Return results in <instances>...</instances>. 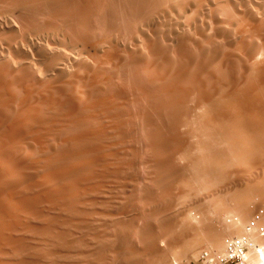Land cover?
<instances>
[{"label": "bare ground", "instance_id": "bare-ground-1", "mask_svg": "<svg viewBox=\"0 0 264 264\" xmlns=\"http://www.w3.org/2000/svg\"><path fill=\"white\" fill-rule=\"evenodd\" d=\"M79 1L80 0H78V2ZM90 1H94V0H90ZM138 1L139 0L136 1V4L135 3L133 4L137 6ZM151 1L150 2H148L147 0L145 1L146 3L148 2L147 6H149L148 7L149 12L156 11L157 7H158L157 9L158 11L160 9L162 10L161 8L162 6L158 5L159 3L161 4V1L158 0L159 2L155 4V5H158V6H155L156 9L152 8L149 5ZM170 1H173L172 3H175L176 5L180 3V1L175 2V0H170ZM209 1L210 3L213 2L212 0H208V2L207 1L206 2L210 4ZM225 1L227 0H224V2ZM73 2H74L73 4L77 5L75 1ZM82 2L84 3V1ZM132 2L133 1H131V4ZM227 2H225L226 7L224 6L225 7L224 11L226 10V8H228L227 6H229V2H228V5H227ZM236 2L237 4H240L238 3V1ZM86 3L87 4L90 3L89 0L88 2L86 0ZM234 3L235 1L232 2V4ZM62 4H64L66 7L64 6L61 7ZM71 4H72V0H0V26L4 24L5 26L10 28V31H12V33H9V36H7L6 38L12 39V37H14L15 34H13L14 29L10 25L11 23L9 24L8 21H6V18L2 19L3 14L8 11H17L19 13H22L21 11L25 10L27 7L38 6L40 8L41 13L43 14V17L45 14L50 17V20L48 22V25L46 24V26H44L45 24L43 22L42 23L44 25L40 24V21L38 20V18L33 17L34 21L37 19L36 23L30 24V26H32V29H34L33 30L34 32L35 31L39 32L41 30V29L39 30V27H40L42 28L43 32H45L46 34L47 33L49 34L60 33V35H63V36L65 34V36L67 35L70 38L69 39L67 37L69 41L71 40L73 44L75 45L77 44L79 45L80 49L81 48L83 49L82 52L89 53L90 54L89 58L93 56V57H97L100 59V63L98 61L99 64L97 65L95 63V67H94V65L92 66L89 63H87L86 59L84 60L81 57V54L79 57L74 56L75 59L70 58L74 64L73 66H75L74 72L67 73L64 68L63 70L60 67L61 69L59 68V70L56 71V76L53 79H50L49 77L48 79L50 80H48V79L37 77L36 73H34L31 67L29 68V66H27L30 64L26 63L27 65H23L24 67L20 66L19 68L13 69L12 65L14 63L12 64L10 62L11 63L10 64L8 62L9 61L8 59L3 60L5 58L3 57L2 59L0 56L1 58L0 59V165H1L0 167V264H75L73 260L77 257L82 258V262H83L82 264H91L92 262L94 264L95 261L96 262L100 261L99 259L102 257L101 255L103 254L100 253L99 256L97 255L95 257V255H93L91 251L92 246L90 242L92 241L91 237H92V232L94 230L93 228L94 221L92 219L96 216L95 215L92 217V215H94L93 214L94 211L91 209L92 207L95 208V205L98 202L97 197L99 193L106 191V188L108 185L107 181L120 180L123 178L122 182H124L125 184L126 183L130 184L131 181L134 182L137 179H140L139 170L142 167H144L145 169L147 168V170L152 171L153 173L155 172L156 176L155 175L153 176H155L156 179H154V177L152 176L153 183L156 180L154 185L158 187V191L164 193L166 190H168L166 188L167 182L169 181L170 183V181L173 178H175L177 174L181 171L179 169L183 168V167L181 168V164L178 163L179 161L178 159H182V161L187 160L188 163L190 162L191 164L192 162L194 163L198 161V164L194 163V166L198 168V165H200L202 162L208 161L210 163L212 162L213 164V162H216L222 157H224V159L227 158L229 156L228 152L230 154L234 152L233 149L231 148H233L232 146L236 142L234 139V135H235V138H237L236 137L237 135L233 133L234 129L231 130L230 126L231 124L232 126L234 125V120L236 117H237L236 120L237 122L239 121V123H241L240 120L238 119L239 117L240 119L245 118L250 121L256 118V120H258L256 123L254 120H252L251 122L249 121V123H252V122L253 124L255 123L257 128L255 127V125L252 124L254 126L253 128L254 130H257L259 128V132L260 130L264 131V60L261 63L257 62L259 65L254 66L253 70H251L250 68L253 64L252 63L249 69H247V70H250V72L248 71L247 74H245L246 76H242L241 74L242 76L241 77L239 75L241 73L240 72L241 69H239L240 67L236 69L238 65L237 66L235 65L237 61L235 62V54H233L234 52L233 53L226 52V55L219 54V53H225V52H219L218 50H215L217 47L214 48L211 52L204 51V53H201V54L198 53L199 52L198 50L197 52L196 51L195 52L198 55L200 54V56H197L196 54L192 55V56L197 57L195 59H199V60L201 59L200 62L199 60H196L197 62H199V63H196L194 58L193 57H192L193 59L191 58L192 50L186 51L188 47L187 42H189V44L193 43V42H190L193 39L191 37H188L187 39L180 40L181 41V42L179 41L180 44L176 45L177 47L174 48L173 50L174 54H176L175 50L176 52H178L176 56L177 58H174L175 61L177 59L178 62H174L172 60L173 58L171 59L172 56L169 55L166 49H164L166 46L164 45L165 47L163 48L162 47L163 45H161L163 44V42L166 43L165 40L168 39V36L166 37V33L167 32L169 34L172 33L173 27L171 28L170 25L166 27L168 28L170 27L171 32H169L170 29L166 27H165L166 29L165 30L163 29V31L161 28V31L165 32V36H163L164 33L160 32L162 36L158 35L156 36L157 38L154 36L155 37L153 38L154 41L146 39L147 40L146 45L145 47H143L144 49H142L141 48L142 46L140 45L141 41L139 43V35L145 37V34L142 28L145 26L144 25L145 22L148 27V24L151 25L152 23L156 21V17L155 18L153 17L155 20H153V18L151 17L150 18L151 21H150L148 17H150L151 14L148 16L147 14H149V12L146 9L145 11L143 8H142V10H144L143 12H147V14H143L144 16H142V18L140 16V20L145 21L144 24L142 22L143 27L141 29L136 30L134 34L130 36L133 43L135 44V46H133L134 50L132 49L133 52L130 53L131 55L128 52H126V51L130 52V50L128 49L125 52L128 53L130 56H128V54H126L125 52L121 53L125 45L124 46L121 45L123 48L117 52L116 51L112 52L110 50L103 54H99V50L102 48L103 43L101 41H92L94 40L93 37L88 36L89 34L87 33L89 31H87L86 29L88 28L89 25L86 27V29H84L85 28L84 25L89 24L88 22L89 15H91L92 13H93L92 15L95 14L94 11L93 12L91 11L93 9L89 7L90 4L86 5L84 3V6L82 7L81 11H79L80 10V6H79V8H77L79 10L77 11L78 15L76 14L77 16V22H76L75 19H72V18H75L73 8L76 9V7H72L74 5L73 4L71 5ZM103 4L105 5V3ZM204 4H205V1H204ZM57 5H59V7L63 9L59 10V8L56 7ZM141 5H143L144 7L145 4H141ZM188 5L186 6L187 8H188ZM93 6H95V4ZM133 6L134 5H132V7ZM136 6H134L135 7L134 10L138 11L137 9L140 6V1H139V5L137 6V9H136ZM150 7L153 10H150L149 9ZM245 8L246 7H244L243 10ZM175 9L176 8L174 7L173 10L175 11ZM230 9L231 11L234 10V12H236V7L233 10L232 8ZM230 9L228 8V10ZM142 10L140 9L139 12ZM243 10L241 8V11ZM248 10L246 11L244 10V12L242 13L240 11V16L239 14H237L238 20L236 19V17L234 18L236 19V22L238 21V24H239V20H242L241 21L242 24L244 22V26L239 30V33H238L239 36L236 35L235 37L237 36L239 37L238 44L240 45L237 48H239L242 51V55L244 54V56L243 57L241 56V58L244 59L245 61L248 58L250 59L252 57L254 58V56L260 54L261 51L264 52V31L260 30L259 28L260 26L258 27V25L254 21L255 16L253 17ZM214 11L216 12V10ZM219 11L220 10H218V12ZM159 12L157 14L158 15L160 14L159 17H161L162 19V15L166 13L165 9L162 15H161V11ZM38 13H36V16L38 15ZM216 13L214 15H217V14L220 15L219 13L217 14ZM134 14H136V20H138L137 13L136 12L134 13L133 11V16L135 17ZM140 15H142V13ZM145 15L147 16L146 19H144ZM214 15H211V17L213 16L216 18L217 16H214ZM230 15L231 13L228 14L229 17ZM49 17H47L46 19H48ZM134 17H132V19ZM213 17H212V22L214 21L215 23L217 22L219 24L220 20L218 18H216L217 20L215 18H214L215 20H213ZM229 17L228 19H230ZM44 18L42 19L44 20ZM73 20L75 21L77 26H75L76 24H74V27H72L73 25L71 24L73 23H71V21ZM78 20H79V23H78ZM146 20H149L150 23H148V21ZM141 21H139L138 23H140ZM44 22L47 23V21L45 20ZM160 23L162 24V22L158 23V29H159L158 32L160 31V28H159V26L161 25ZM155 24L157 25V23H154L153 25L155 26ZM218 24L216 25L217 27L214 30L215 33L214 34L212 33L211 36L213 37L218 36L215 38H219L220 36H223L222 40L223 38L224 39L227 38L226 39L228 42V43L226 42L227 45L231 44L230 46H232V43H234V41L232 42L233 39L231 38H233L234 36L232 37L231 36L232 34H230L231 38L228 36L231 39L230 40L226 36L229 34L224 33V31L222 32L223 29L220 31L221 28L218 27ZM153 25L151 28H153ZM220 25L221 24H219V26ZM237 25L235 26L237 27ZM34 26L36 29L38 28V30H36ZM236 27L234 29H237ZM211 28L213 27L211 26ZM211 28L209 27V29ZM167 29L169 31L166 32ZM85 30L87 31V33L85 32ZM107 32H110V31H107ZM221 32L222 34L223 33L225 34L226 38L224 34L223 35L221 34ZM231 32L232 31H230V33ZM154 33L157 34V27ZM154 33H152V35ZM202 33L201 34L198 33V34L200 36L206 34L205 31H204V34ZM104 35H107V34H104ZM159 36L165 37L167 39L161 40ZM90 38H92V40ZM190 38L191 40H189ZM159 39L162 42L159 41ZM219 39L221 40V37ZM237 39H235L236 42H238ZM226 40H224V42ZM208 41L211 43L210 40ZM216 41L217 40L215 39V42ZM52 42L54 46L56 47L57 43L54 41V39H52ZM159 42L161 44H159ZM117 43L115 42L116 46L121 47ZM77 45H76V48H77ZM185 45H187L186 48H185ZM211 45H212L211 47L212 49L215 45L213 46L212 43ZM44 46L39 47L40 48L39 52H41L42 54L41 57L42 56L44 57V59L46 60L45 62L46 64L48 62L47 65L44 63L45 65L44 70H46V66L47 68L49 66L53 67V65L56 63L57 60L63 59V61H65L64 60L65 54L63 53L59 54L58 52L60 51L55 52L52 49H47L46 47L44 48ZM191 46L189 48H192ZM57 47L56 49H58ZM232 48L234 49L233 46ZM235 50L238 51L236 47H235ZM201 51H203V49ZM187 52H189V54ZM124 53L126 54L127 57H129L130 62L137 64V67L139 66V68H141L145 73H147L146 75L147 78H143V79H146L143 85H138L134 82L129 83L128 90L130 91V93H127L125 88L121 86L117 87L115 85L116 71L119 68L121 69V67L123 69V65L125 61V59H123ZM87 56L88 55H86V57ZM178 57L180 61L178 60ZM255 59H257V57ZM192 60L195 61V63ZM66 61L68 62L67 58H66ZM126 63L127 62H125V64ZM241 63H243L242 65L245 66V68L243 67L244 69L242 67L241 68L246 73L247 71L246 67L248 68V66L245 65V62H241ZM57 64L58 63H56V65ZM55 67L56 66H54L53 69ZM15 69L16 70L18 69V70L16 71ZM55 69L57 70V68ZM137 69H136L137 71L136 73L140 71V69L139 70ZM102 72H107L108 75L102 76L100 74ZM142 76H145V75H140V77ZM249 115L251 116L253 115L254 117L252 116L253 118L250 117L251 118L250 119L248 118ZM256 115L259 117H257ZM6 124L9 125L7 126V128L8 127L9 128L5 130L3 126H5ZM253 126H250V127H253ZM250 127H248V129H250ZM248 129H244V130H248ZM31 131L32 133L37 132L39 134L37 135L39 136L38 140H35L34 138H32V136L29 133ZM140 131L144 132L145 140H143L144 138H142L144 136L143 134L141 135L142 137L139 136ZM251 131L249 130L250 133H252ZM248 135L247 137H249V139L247 137L245 138L244 136V138L246 139V140L244 139L246 143L249 142L250 137L252 136V134H248ZM238 144H242V143H238ZM223 146L230 148L228 149V152L225 153L227 154L226 155L227 157H225L224 153L220 152L219 150L221 149L220 147H223ZM255 146L258 148L257 145ZM236 147H237V143H236ZM237 148H239V146ZM229 150H232V152H230ZM239 151H242V150H239ZM235 152L233 154H235ZM238 153L239 152H237V154ZM240 153L242 154V152ZM240 153L239 155H241ZM237 158L236 160H238ZM227 159H229V157ZM242 159L243 160L241 159L239 160L243 161V164L245 165V162L247 160L245 161L244 160L245 158L243 157ZM236 160H233V161L231 160L230 162H234ZM176 161H177V164H179L180 168L179 166H176L177 165ZM182 161L181 163H183ZM174 162L176 164L175 167L177 169L179 168L178 169L179 171L175 170V167L172 166V163ZM224 162L222 163L229 164L227 162L226 163ZM236 162L239 163L238 161ZM185 163L188 164L187 162ZM2 164L4 165L5 168L7 166V169L12 171L11 175L5 172V168L2 166ZM202 164L209 167L208 166L209 164L207 162L206 164L204 163ZM202 164H201L202 167L199 166L198 169L204 168L203 170H205V166L203 167ZM233 164H235V162ZM233 164L229 166L232 168ZM263 164L264 163L262 161V166H264ZM194 166H192V168ZM213 166L215 165L213 164ZM171 167H173V169H171ZM207 167L206 169H208ZM225 167L226 166H224V168ZM183 169H185V166ZM183 169L180 172L181 174L179 173V175H182L187 170L186 169L183 172ZM193 171L196 172V170H193ZM205 171H208V170H205ZM150 173L151 172H149V175L151 177L152 173L151 174ZM214 173L211 172V174L213 175ZM202 174L204 173L202 172ZM191 175L193 174L191 173ZM39 176L43 178L40 179L41 177ZM215 176H216V173H215ZM263 176L264 175H262V178ZM183 177L181 178L183 179ZM202 177L199 176V178H202ZM263 180L264 178L262 179V181ZM111 185H114V184H111ZM262 185L263 184L259 186H262ZM155 186L154 188H156ZM178 186H180V184ZM262 187L264 188V185ZM151 188H148V189H151ZM212 188H215V185ZM263 188L261 191L262 193H264ZM154 190L153 189L151 191L150 190L148 191L147 189L146 191L144 190L146 192L144 193L143 191L144 199L151 198L150 195L154 194L152 193V191L154 192ZM246 190L247 189H245L244 191ZM244 191L242 190V192ZM248 193L249 192L246 193L247 197L245 196V200L243 198L242 200H244L245 202H247V200L249 201L251 200L250 203L253 201L252 199L256 200V197H253V196H256L255 193L254 195L251 196L253 197L252 199L248 195ZM157 194L159 193L157 192ZM141 196L142 194L140 195V197ZM142 197L140 200H142ZM152 197L154 198V196ZM213 197L215 196H211V198ZM144 199L142 201H144ZM154 199L151 198L150 203L152 204H150V208H151V205L155 204ZM234 199L232 198L233 201H236L234 203L238 204L237 198L235 200ZM152 200L154 201V203ZM239 201L241 203L243 202L241 200ZM14 203L18 205L17 208H19L18 209L19 212L24 215L23 217L20 216L21 214L19 212H17L18 210L16 211L17 208L14 207ZM147 203H148V200L145 201V204ZM167 203L168 202H166V204ZM215 203H218V202H215ZM222 203H225V202H222ZM99 204L101 205V203ZM157 204L155 206H157ZM227 204L225 205L227 206ZM222 206L223 205H221V207ZM237 206L239 207V204ZM213 207H215V205ZM235 207L236 206H234V208ZM99 208H101V206H99ZM225 209L221 208L222 211H224ZM181 210H185V209L181 208ZM235 210H238L239 212L241 211L240 208L235 209ZM235 210L234 211L232 210V211L240 215L239 212ZM152 211H153V208H152ZM229 212H231L230 209H229ZM99 213L101 212L99 211ZM3 214L5 216H3ZM32 219L33 220L35 219L36 222H33V221L31 222L30 220ZM191 221L190 223L192 224L194 220L192 222ZM228 224H230V221ZM228 226L225 225L224 227H228ZM230 227L235 228L238 226L230 225ZM232 228L228 229L230 232L221 231V233L219 232L220 235L216 234L217 235L216 237L214 236L213 238L212 236V239L208 240L210 241V247H212V251L215 250V247L217 246L216 250L220 252L219 254L224 253L226 244L234 236H237L238 234L240 235V233L241 234L243 233L240 231L243 228L240 229V227H238L240 230L238 228H235L236 230L235 229L232 230ZM145 229H147V227ZM147 231L145 230L144 233H147ZM202 231H205V230H202ZM256 231L257 233L259 232L257 230V226H256ZM254 232L252 230L249 235L250 242L252 244H254L252 241L254 242L258 241V240L255 241L253 239V238L258 239L256 236H254V234L257 235L256 232L255 233ZM144 233L142 234L145 235ZM204 233H208V232H204ZM142 234L140 236H142ZM147 235L150 236L151 235L150 232L147 233ZM152 235L150 237H152ZM149 236H147L146 238L148 239ZM196 236H195V239L196 238L198 239H196L195 241L198 242L201 237L199 238ZM146 238L145 240H147ZM149 240L151 239L149 238ZM201 240L199 241L200 243L199 242L197 243L194 241L193 244L197 243L198 245H200L202 242L205 241V240L203 241V239ZM198 245H195V247L193 245V247L196 249V246L199 247ZM193 247L191 246L190 247L191 249H189L188 247V249L192 250ZM257 247L259 250L260 249L259 245H257ZM257 247L254 246V249ZM131 249H132L131 251L133 252L134 249L133 248ZM135 251L136 250H134V252ZM194 251L196 252V250ZM134 252L133 254H131L133 255V257L139 254L136 251L137 255L136 254L134 255ZM194 255H197V254L194 253ZM92 256L94 257L92 258ZM138 256H142V255H138ZM90 258H92L95 261H92V259ZM146 259L147 258H145V260ZM148 259L152 260L150 256H148Z\"/></svg>", "mask_w": 264, "mask_h": 264}, {"label": "rangeland", "instance_id": "rangeland-1", "mask_svg": "<svg viewBox=\"0 0 264 264\" xmlns=\"http://www.w3.org/2000/svg\"><path fill=\"white\" fill-rule=\"evenodd\" d=\"M73 1H75L76 2V4L78 5V7H77V5H75V4H73L74 2ZM82 1H84V3L86 4V5H89V7L90 8H92L93 10H91V9H89V10H91L92 12L94 11V15H89V17H88V22H89V24H87V25H84V29H86V27L88 26V28H89V30H88V28L86 29L87 31H89L88 33H87V31L85 30V32L87 33V34H89L88 36L90 37V36H92L93 37V39L94 40H92V38H90L92 41H101L102 43H103V46H102V51H101V49L99 50V54H103V53H105V52H107V51H112V52H117V51H119V50H121L123 47L122 46H127V47H125L124 46V49H122V51H121V53L122 52H125L127 49L128 50H130V52L129 51H126V52H128L129 54L130 53H132L133 52V50H134V47L133 46H135V44L133 43V41H132V39L130 38V36H132L133 34H134V32L136 31V30H138V29H141L142 27H143V25H142V22H143V24H144V20H140V16H141V18H142V16H144L143 14H147V12H143L145 9L149 12V10H148V7L149 6H147L148 5V2H150L149 0H147L148 2L146 3L145 1L146 0H139L140 1V6L138 7V9H137V6L139 5V1H138V4H137V6L135 5L136 4V1H134V0H94V1H90L89 0V2L90 3H86V0H80L79 2H78V0H72V4L74 5V6H72V7H76V9L75 8H73V11H74V14H75V18H72V19H75L76 20V22H77V16H76V14L78 15V10L79 9H77V8H79V6H80V10L79 11H81V9H82V7L84 6V3L82 2ZM112 1V2H111ZM131 1H133L132 2V4H131ZM155 1H157V2H155ZM159 1H161V4L159 3L158 5H161L162 7V10L160 9L159 11H161V15H162V13H164V9H165V12L166 13H164L163 15L165 16H163L162 15V19H161V17H159V15L157 14L159 11L157 10L158 9V7H157V9H156V7L155 6H158V5H155V4H157ZM152 0L151 1V3H152V5H151V3H149V5L152 7V8H154V9H156V11H150L149 12V14H147L148 16L151 14V16L150 17H148V19H150L151 17L153 18H155L156 17V21H158V22H154L153 20H155L154 18H153V22L154 23H157V25L155 24V26L153 25L154 23H152L151 25H149L148 23H150L149 22V20H146V21H148V27H147V25H146V22H145V26L142 28V30H143V32H144V34H145V37L144 36H141V35H139V43H140V41H141V43H140V45L142 46L141 48L142 49H144L143 47H145V45H146V39H148V40H151V41H154L153 40V38H155L156 36H158V35H161V33L160 32H162L163 31V29L165 30L166 28H168V27H166V26H168V25H170V27L174 30H172V33H168L167 31H169L168 29H170V27L166 30V37L168 36V39L167 38H165V37H161V36H159L160 37V39L162 40H165V39H167V40H165L166 41V43L165 42H163V44H161L160 42H159V44H161V45H163L162 47L164 48L165 46V48L164 49H166L167 51H168V53H169V55H171L170 57H171V59L174 61V62H178L177 61V59H176V61H175V59L174 58H177L176 56H177V54H178V52H176V50H175V53L176 54H174V52H173V50H174V48L175 47H177L176 45H179L180 43H179V41L180 40H184V39H187L188 37H191L193 40L192 41H190V42H193V43H190L189 44V42H187V44H188V47H187V50L186 51H191V58L193 57L194 58V60L196 61V60H199V59H195V58H197V57H195V56H192V55H194V54H196L197 56H200V54L201 53H204V51L205 52H211L214 48H216L215 50H218L219 52H225V53H219V54H224V55H226V52L227 53H233V54H235V65L237 66L236 67V69L237 68H239V69H241L240 70V76H241V74H242V76H246L245 74H247V72L249 71L250 72V70H247V69H249V67L251 66V64H252V66L250 67L251 68V70H253L254 69V66H256V65H259L258 63H261L263 60H264V55H263V51H261L260 52V54H258V55H256V56H254V58L252 57L251 59L250 58H248V59H246V61L244 60V59H242L241 58V56L243 57L244 56V54L242 55V51L239 49V48H237V47H239V45L240 44H238L239 43V35H238V33H239V30L244 26V22H243V24H242V20H239V24H238V21L236 22V19L238 20V15L237 14H239V16H240V11H241V8H242V10H243V8L244 7H246L244 10L246 11V10H248L249 12H250V14L254 17L255 16V18H254V21H255V23L258 25V27L260 28V30H263L264 31V0H230V1H228L229 2V6H227L229 9L230 8H232V10L236 7V12H234V10L233 11H231V9L230 10H228V8H226V10L228 11H224V9H225V7H226V3L225 2H227V1H225L224 2V0H212L213 2H211L210 3V1H209V3L210 4H208L207 2H208V0H175V2L176 1H180V3H178V5H176L175 3H172L173 1H170V0ZM162 1H164V2H162ZM192 1V2H191ZM204 1H205V4H204ZM207 1V2H206ZM235 1V3L234 4H232V2H234ZM236 1H238V3H240V4H237V2ZM241 1V2H240ZM249 1V2H248ZM87 2H88V0H87ZM93 2V3H92ZM128 2V3H127ZM142 2V3H141ZM218 2V3H217ZM222 2V3H221ZM228 2H227V5H228ZM81 4V5H79V4ZM103 3H105V5L103 4ZM133 3H135V4H133ZM167 3V4H166ZM195 3V4H194ZM201 3H202V5H201ZM71 4V5H72ZM95 4V6H93ZM123 4V5H122ZM131 4V5H130ZM141 4H145L144 5V7H143V5H141ZM169 4V5H168ZM190 5V7H189V5ZM217 4V5H216ZM223 4V5H222ZM61 5V4H60ZM97 5V6H96ZM132 5H134V6H136V9L138 10V11H136V10H134V6L132 7ZM167 5V6H166ZM188 5V8L186 7ZM201 5V6H200ZM231 5H232V7H231ZM237 5H239V6H237ZM242 7H241V6ZM244 5V6H243ZM66 7L64 4H62V6L61 7ZM116 8H115V7ZM197 6V7H196ZM205 6V7H204ZM214 6V7H213ZM221 8H219V7ZM225 6V7H224ZM56 7H58L59 8V10H61V9H63V8H61V7H59V5H57ZM88 7V6H87ZM88 7V8H89ZM124 7V8H123ZM132 7V8H131ZM145 7H147V8H145ZM149 8L150 10H153L152 8ZM168 7V8H167ZM174 7L176 8L175 9V11L173 10L174 9ZM199 7V8H198ZM201 7V8H200ZM210 7V8H209ZM213 7V8H212ZM217 9H216V8ZM249 7V8H248ZM30 8V9H29ZM142 8L144 9V10H142ZM159 8H160V6H159ZM185 8V9H184ZM215 8V9H214ZM219 8V9H218ZM239 8V9H238ZM32 9V10H31ZM75 9V10H74ZM142 10V11H140L139 12V10ZM184 9V10H183ZM212 9H213V11H212ZM28 11V13H27V11ZM35 10V11H34ZM131 10H132V12H131ZM145 10V11H146ZM166 10H168V11H166ZM192 10V11H191ZM214 10H216V12L217 13H219L220 15H218ZM218 10H220L219 12H218ZM244 10L243 11H241V13L242 12H244ZM26 11V12H25ZM98 13H97V12ZM133 11H134V13L136 12L137 13V19L138 20H136V14H134L135 15V17L133 16ZM158 11V12H157ZM163 11V12H162ZM231 11V12H230ZM254 11V12H253ZM22 13H19V12H17V11H8V12H5L4 14H3V17H2V19L4 18H6V21H8V23L13 27V29H14V33L13 34H15V36L14 37H12V39H9V38H6L7 36H9V33H12V31H10V28L9 27H7V26H5L4 24H2V26H0V56H1V58L3 59V57L5 58V59H3V60H6V59H8L7 61L10 63H14L12 66H13V69L14 68H19L20 66L21 67H24L23 65H27L26 63H28V64H30V65H32V66H30V65H27V66H29V68L31 67V69L34 71V73H36V76L37 77H40V78H44V79H48L49 77H50V79H53L55 76H56V71H58L59 70V68L61 67L62 69L64 68L65 69V71L67 72V73H72V72H74V67L75 66H73L74 64H73V62L71 61V59H75L74 58V56L75 57H79L80 56V54H81V57L85 60L86 59V61H87V63H89L90 65H94V67H95V63L98 65L99 63H100V59L99 58H97V57H93V56H91L92 57V59H91V57L89 58V56H90V54L89 53H85V52H82L83 51V49L81 48L80 49V47H79V45H77V48H76V45L75 44H73V42L71 43L69 40H68V36L66 35L65 36V34H64V36L63 35H60V33H52V34H49V33H45V32H43V30H42V28H40L39 27V30L40 31H42V32H34L33 30L34 29H32V26H30V24L31 23H36V21H37V19L34 21V18L33 17H36V18H38V20L40 21V24H42V25H44V26H46V24L48 25V22H49V20H50V17L49 16H47V15H45L44 14V17H43V14L41 13V11H40V8L38 7V6H32V7H27L25 10H22L21 11ZM39 12V13H38ZM75 12H77V13H75ZM141 14L142 13V15H140L139 13ZM177 12V13H176ZM194 12H196V13H194ZM214 12V13H213ZM232 12H234V13H232ZM239 12V13H238ZM18 13V14H17ZM35 13V14H34ZM36 13H38V15L36 16ZM122 13V14H121ZM125 13V14H124ZM160 13V12H159ZM217 14V15H214V14ZM229 13H231V15H230V17L228 16V14ZM256 13V14H255ZM33 14H34V16H33ZM42 14V15H41ZM98 14V15H97ZM127 14V15H126ZM129 14V15H128ZM131 14H132V16H131ZM181 14V15H180ZM195 14V15H194ZM197 14H199V15H197ZM205 14H206V16H205ZM257 14H258V16H257ZM27 15H28V17H27ZM158 15V16H157ZM168 15V16H167ZM211 15H214V16H217L216 18H218L220 21H219V24H221L220 26H219V24H218V27L219 28H221L220 29V31L222 30V32L224 31V33H226V34H229V35H226L227 37L229 36L230 37V34H232L231 36L233 37V38H231V39H233L232 40V42L234 41V43H232V46L234 47V49L232 48V46H230V45H227V38H226V36H225V34H224V36H225V38L226 39H224L223 38V40H222V37L223 36H220L221 37V40L219 39V38H215V37H218V36H215V37H213V36H211L212 35V33L214 34L215 33V28L217 27L216 25V23L213 21L212 22V17H211ZM98 16V17H97ZM27 17V18H26ZM47 17H49L48 19H46ZM123 17V18H122ZM132 17H134L133 19H132ZM205 17V18H204ZM211 17V18H210ZM220 17V18H219ZM228 17L230 18V19H228ZM236 17V19H234ZM257 17V18H256ZM260 17V18H259ZM42 18H44V20L45 21H47V23L46 22H44V20L42 19ZM128 18V19H127ZM147 18V16L145 15V18L144 19H146ZM157 18H159V19H157ZM178 18V19H177ZM203 18V19H202ZM215 17H213V20H215L214 19ZM226 18V19H225ZM259 18V19H258ZM29 19H31V20H29ZM42 19V20H41ZM195 19V20H194ZM197 19V20H196ZM211 19V20H210ZM28 22H27V21ZM90 20V21H89ZM94 20V21H93ZM133 20V21H132ZM162 20V21H161ZM176 20V21H175ZM217 20V19H216ZM235 20V21H234ZM259 20H261V21H259ZM263 20V21H262ZM135 21H137V22H135ZM139 21H141L140 23H138ZM150 21H151V19H150ZM211 21V22H210ZM258 21H259V23H258ZM44 24H43V23ZM159 22H162V26L160 27L159 26V28H160V31L158 32V23ZM191 22V23H190ZM193 22V23H192ZM205 22V23H204ZM223 22H225V23H223ZM234 22V23H233ZM240 22H241V24H240ZM260 22H262V23H260ZM39 23V22H38ZM71 23H73V24H71V25H73L72 27H74V24H76L75 23V21L73 20V21H71ZM78 23H79V20H78ZM123 23V24H122ZM172 23H173V25H172ZM208 23V24H207ZM238 25H237V24ZM27 24H28V26H27ZM136 24H137V26H136ZM164 24H166V25H164ZM188 24V25H187ZM216 24V25H215ZM4 25V26H3ZM39 25V24H38ZM152 25H153V28H151L152 27ZM163 25H164V27H163ZM214 25V26H213ZM223 25V26H222ZM234 25V26H233ZM235 25H237V27L235 26ZM36 26V25H35ZM35 26H34V28H35ZM75 26H77V24L75 25ZM190 26V27H189ZM196 26V27H195ZM207 26V27H206ZM211 26L214 28H211ZM226 26V27H225ZM28 27V28H27ZM31 27V28H30ZM38 27V26H37ZM110 27V28H109ZM118 29H117V28ZM122 27V28H121ZM156 27H157V34H155L154 32L156 31ZM166 27V28H165ZM195 27V28H194ZM209 27L212 29H209ZM223 27V28H222ZM232 27V28H231ZM237 28L238 29V27H239V29L237 30V29H234V28ZM76 28V27H75ZM93 28V29H92ZM161 28H162V31H161ZM205 31V35H199V34H201L202 32V34H204V31L202 30V29ZM218 28V29H219ZM225 28V29H224ZM36 29V28H35ZM82 29H83V27H82ZM155 29V30H154ZM187 29V30H186ZM196 29V30H195ZM228 29V30H227ZM234 29V30H233ZM36 30H38V28L36 29ZM117 30V31H116ZM134 30V31H133ZM211 30V31H210ZM217 30V29H216ZM107 31H110V32H107ZM116 31V32H115ZM190 31V32H189ZM201 31V32H200ZM214 31V32H213ZM219 31V30H218ZM219 31V32H220ZM230 31H232L231 33H230ZM262 31V32H263ZM32 32V33H31ZM118 32H120V33H118ZM126 32V33H125ZM169 32H171V29H170V31ZM209 32V33H208ZM222 32H221V34H222ZM229 32V33H228ZM234 32V33H233ZM35 33V34H34ZM38 33V34H37ZM66 33V32H65ZM103 33V34H102ZM115 33V34H114ZM129 33V34H128ZM130 33H131V35H130ZM152 33H154L153 35H152ZM160 33V34H159ZM162 33H164V35L163 36H165V32H162ZM197 33V34H196ZM199 33V34H198ZM92 34V35H91ZM104 34H107V35H104ZM112 34V35H111ZM114 34V35H113ZM169 34V35H168ZM222 34V35H223ZM233 34H235V35H233ZM4 35H5V37H4ZM25 35V36H24ZM53 37H52V36ZM197 35V36H196ZM207 35V36H206ZM236 35H238L237 37H235ZM49 36H51V37H49ZM103 36V37H102ZM114 36V37H113ZM155 36V37H154ZM20 37V38H19ZM68 37V38H67ZM198 37V38H197ZM202 37V38H201ZM210 37V38H209ZM228 37V38H229ZM22 38V39H21ZM45 38V39H44ZM64 38V39H63ZM66 38V39H65ZM112 38V39H111ZM131 40H130V39ZM157 38V37H156ZM191 38L189 39V40H191ZM206 38V39H205ZM213 38V39H212ZM229 38V39H230ZM238 38V39H237ZM6 39V40H5ZM9 39V40H8ZM52 39H54V41L57 43L56 44V47L58 48V49H56V47L54 46V44H53V42H52ZM60 39H62V40H60ZM70 39V38H69ZM159 39V41H161ZM196 39V40H195ZM210 40L211 41V43L213 44V48L211 49V47H212V45H211V43L208 41V40ZM215 39L217 40L216 42H215ZM230 39V40H231ZM235 39H237L238 40V42H236V40ZM119 40V41H118ZM156 40V39H155ZM199 40V41H198ZM224 40H226L225 42H224ZM44 41H45V43H44ZM60 41H62V42H60ZM109 41V42H108ZM144 41H145V43H144ZM194 41H196V42H194ZM205 41V42H204ZM115 42L118 44V45H122L121 47H117L116 46V44H115ZM162 42V41H161ZM177 42H178V44H177ZM181 42V41H180ZM219 42V43H218ZM223 42V43H222ZM227 42V43H226ZM71 43V44H70ZM105 43V44H104ZM107 43V44H106ZM120 43V44H119ZM139 43H138V45H139ZM207 43H208V45H207ZM237 45H236V44ZM40 44V45H39ZM60 44V45H59ZM132 44H134V45H132ZM181 44H183V43H181ZM202 44H204V45H202ZM222 44V45H221ZM225 44V45H224ZM37 45V46H36ZM45 45V46H44ZM165 45V46H164ZM192 45V46H191ZM235 45V46H234ZM44 46V48L46 47L47 49H52L53 51H55V52H57V51H60V52H58L59 54L61 53H63V54H65V57L67 58V60H68V62L66 61V58L64 57V60L65 61H63V59L62 60H57L56 61V63H58L57 65H56V63L53 65V67L54 66H56L55 68H57V70L54 68L53 69V67L52 66H49L48 68H47V66H46V70H44L45 69V65H44V63L46 62V60L44 59V57L42 56L41 57V52H39V50H40V48L39 47H43ZM62 46V47H61ZM72 46H74V47H72ZM106 46V47H105ZM186 46L187 45H185V48H186ZM192 47V48H189V47ZM201 46V47H200ZM206 46V47H205ZM209 46V47H208ZM225 46V47H224ZM228 46H230V47H228ZM52 47V48H51ZM105 47V48H104ZM195 47V48H194ZM218 47H220V48H218ZM235 47H236V49H238V51H236L235 50ZM70 48V49H69ZM73 48V49H72ZM199 48V49H198ZM200 48H201V50L203 49V51H201L200 50ZM224 48V49H223ZM231 48V49H230ZM61 49V50H60ZM72 49V50H71ZM113 49V50H112ZM118 49V50H117ZM133 49V50H132ZM206 49H207V51H206ZM210 49V50H209ZM220 49H221V51H220ZM230 49V50H229ZM51 50V51H52ZM124 50V51H123ZM199 50V52L198 53H200L199 55L196 53L197 51ZM63 51V52H62ZM104 51V52H103ZM196 51V52H195ZM229 51V52H228ZM241 51V52H240ZM9 52V53H8ZM125 52V53H126ZM173 52V53H172ZM193 52H195V53H193ZM236 52V53H235ZM67 53V54H66ZM75 53H76V55H75ZM84 53V54H83ZM124 53V57H123V59H125V61H124V65H123V69H122V67H121V69H122V71H121V69L119 68L117 71H116V75H115V85L117 86V87H123V88H125L126 89V92L127 93H130V91L128 90V85H129V83L130 82H134V83H136V84H138V85H143L144 84V82L146 81V79H143V78H147V73H145L141 68H139V66L137 67V64H135V63H132V62H130V60H129V57H127L126 56V54H128V53H126L125 54ZM188 54H189V52H187ZM2 54V55H1ZM9 54V55H8ZM28 54V55H27ZM77 54H79V55H77ZM128 54V56H130ZM206 54V53H205ZM69 55V56H68ZM83 55V56H82ZM86 55H88L87 57H86ZM174 55V56H173ZM238 55V56H237ZM240 55V56H239ZM10 56V57H9ZM17 56V57H16ZM21 56V57H20ZM32 56V57H31ZM64 56V55H63ZM85 56V57H84ZM122 56H123V54H122ZM263 56V57H262ZM7 57V58H6ZM27 57V58H26ZM145 57V56H144ZM239 57V58H238ZM257 57V59H255ZM0 58V59H1ZM20 58V59H19ZM31 58V59H30ZM42 58H43V60H44V62H43V60H42ZM71 58V59H70ZM127 58V59H126ZM192 58V59H193ZM12 59V60H11ZM91 59V60H90ZM99 59V60H98ZM145 59V58H144ZM236 59H238V60H236ZM239 59H240V61L241 62H245V65L246 66H248V68L246 67V73L244 72V68H245V66H243L242 64L243 63H241L240 61H239ZM254 59V60H253ZM178 60L180 61V59H179V57H178ZM243 60V61H242ZM14 61V62H13ZM33 61V62H32ZM88 61H90V62H88ZM98 61H99V63H98ZM193 61V60H192ZM195 61H193L194 63H195ZM201 61V59L199 60V62ZM30 62V63H29ZM125 62H127L126 64H125ZM199 62H197L196 61V63H199ZM249 64H248V63ZM258 62V63H257ZM10 63V64H11ZM70 63V64H69ZM130 63V64H129ZM37 64H38V66H37ZM46 64V63H45ZM47 64H48V62H47ZM46 64V65H47ZM241 64V65H240ZM17 65V66H16ZM129 65V66H128ZM15 66V67H14ZM44 66V67H43ZM71 66H73V67H71ZM53 69H51V68ZM125 67V68H124ZM243 69H242V68ZM50 68V69H49ZM60 68V69H61ZM137 70H139L140 69V71H138V73H139V75H138V73H136L137 71H136V69ZM63 69V70H64ZM73 69V70H72ZM238 69V70H239ZM16 70V69H15ZM18 70V69H17ZM16 70V71H17ZM68 70V71H67ZM39 71V72H38ZM45 71H47V72H45ZM70 71V72H69ZM243 71V72H242ZM46 74H45V73ZM126 72V73H125ZM142 74H141V73ZM239 72V71H238ZM102 76H107L108 75V73L107 72H102V73H100ZM244 74V75H243ZM140 75H145V76H142V77H140ZM52 76V77H51ZM241 76V77H242ZM50 79H48V80H50ZM241 83V82H240ZM245 116V115H244ZM253 116V115H252ZM251 115H249V117L248 118H253ZM257 116V115H256ZM257 117H259V116H257ZM246 118H247V116H246ZM250 118V119H251ZM237 119V117L235 118V120ZM239 120H240V122L241 123H239V121L237 122V120L235 121L234 120V125L232 126V124H231V126H230V128H231V130H233V133L234 134H236L237 136V138H235V135H234V139H235V144L232 146L233 148H231V149H233V151L235 152V151H237V152H242V154L241 155H239V153L237 154V152H235V154H233V153H229L228 152V149H230V148H227V147H225V146H223V147H220L221 149H219L220 150V152H222V153H224V155H225V157H227L226 155L227 154H225V153H227L228 152V157H229V159H227V158H225L224 159V157H222V158H220L219 160H217L216 162H213V164L215 165V166H213V164H212V162L210 163V162H208V161H206L208 164V166L209 167H207L206 165H203L202 163H204V164H206V162H202L201 164L203 165V167L205 166V170H208V171H205V170H203L204 168H201V169H198L199 168V166H201V164L200 165H198V168L196 167V166H194V163H196V164H198V161L197 162H192V164L189 162L188 163V161L187 160H184V161H182V159H178L177 161H178V163L179 164H181V168L183 167L184 168V166H185V169H183V174L182 175H179V173L182 171V169H179L180 168V166H179V164H177V161H176V164H175V162L174 163H172V166H174L175 167V165L176 166H179V170H181L178 174H177V176L175 177V178H173L171 181H170V183H169V181L167 182V189L168 190H166L164 193H162V192H160V191H158V187L157 186H155L154 185V183H155V181H154V183H153V180H152V178L154 177V179H156L155 178V176H156V174H155V172L153 173L152 171H149V170H147V168L145 169L144 167H142L140 170H139V175H140V179H137L136 181H131L130 182V184L129 183H124V182H122V179H120V180H111V181H107V183H108V185H107V188L109 189H107L106 188V193L105 192H101V193H99V195H98V197H97V200H98V202H97V204L95 205V208L94 207H92V209L91 210H93L94 212H93V214L94 215H92V217L93 216H95L92 220L94 221L93 222V228H94V230H93V232H92V237H91V239H92V241H91V239H90V243H91V251H92V254L93 255H95V257L98 255H100V253L101 254H103V255H101L102 257H104V258H97V259H99L100 261H98V262H96L95 260H93L92 258L94 257V256H92V258H90V259H92V261H95L94 262V264H201L198 260H197V256H198V254H199V252L200 251H207L208 253H210V254H212V255H214V254H219L220 252L218 251V250H216V247H215V250H213L212 251V247H210V241H208V240H211L212 239V236H213V238H214V236L216 237L217 235H220V233H221V231L222 232H230L228 229L229 228H232V227H230V225L231 226H238V227H240V229L241 228H243V229H239L238 227H235V228H238L241 232H244V225H251V227H253L252 228V230H253V232L255 231L256 232V234L257 235H255L254 234V236H256L258 239H256V238H253L255 241L256 240H258V241H256V242H254V241H252L254 244L256 243L257 245H259V250H258V247H257V245L255 244H252L253 245V248H254V246H256L257 248H255L256 250H258L259 252H260V250H261V254H262V256H263V258H264V244H263V242H264V193H262L261 191H262V186L264 185V180L262 181V179L264 178V176H263V178H262V175H264V166H262V161H263V163H264V131L263 130H260V132H259V128L257 129V130H254L253 128H254V126L253 125H255V123L258 121V120H256V118L255 119H252V120H254L255 121V123L253 124V122L252 123H249V121L250 120H248V119H245V118H241L240 119V117L238 118ZM251 120V121H252ZM250 121V122H251ZM235 122H237V123H235ZM243 123V124H242ZM249 123V124H248ZM240 124V125H239ZM245 124V125H244ZM247 124V125H246ZM251 124V125H250ZM253 124V125H252ZM248 125H250V126H253V127H250V126H248ZM257 125H258V123H257ZM7 126H9V125H5V126H3V128H5V130L6 129H8L7 128ZM242 126V127H241ZM250 127V129H248V127ZM232 127H234V128H232ZM237 127V128H236ZM255 127H256V125H255ZM259 127V126H258ZM257 128V127H256ZM244 129H248V130H244ZM251 129H252V131H251ZM261 129V128H260ZM249 130L252 132V133H250L249 132ZM254 130V131H253ZM248 133H247V132ZM257 131V132H256ZM238 132H239V134H238ZM243 132V133H242ZM246 132V133H245ZM30 133V135L32 136V138H34L35 140H38L39 139V136H37V135H39L37 132V134L35 133V132H33L32 133V131L31 132H29ZM32 133V134H31ZM34 134H36V135H34ZM144 135V132H142V131H140L139 132V136H141V135ZM240 134H241V136H240ZM248 134H252V136L250 137V140H249V142H247L246 143V137H247V135ZM255 134V135H254ZM239 136V137H238ZM244 136H245V138H244ZM249 136V135H248ZM253 136H255V137H253ZM142 137V136H141ZM142 138H144L143 140H145V135L142 137ZM141 138V139H142ZM248 139H249V137H247ZM242 139V140H241ZM245 139V140H244ZM247 139V140H248ZM253 140V141H252ZM238 141V142H237ZM245 141V142H244ZM243 142H244V144H243ZM253 144H252V143ZM236 143H237V147L239 146V148H237L236 147ZM238 143H242L243 144V146H242V144H238ZM246 143V144H245ZM249 143V144H248ZM260 145H258V144ZM248 144V145H247ZM257 145L258 146V148L255 146V145ZM252 145V146H251ZM247 148V149H246ZM227 150V151H226ZM239 150H242V151H239ZM230 152H232V150H229ZM245 151V152H244ZM247 152V153H246ZM247 154V155H246ZM235 155V156H234ZM236 155H238V156H236ZM244 155V156H243ZM233 156V157H232ZM235 157V158H234ZM238 157V158H237ZM242 157L243 158H245L244 160L246 161H244L245 162V165L243 164V161H240L239 159H241V160H243L242 159ZM231 158V159H230ZM236 158L238 159V160H236ZM225 162H224V161ZM227 160H229V161H227ZM233 161V160H236V161H238L239 163H237L236 161H234L235 162V164H233L234 162H230V161ZM261 160V161H260ZM181 161L183 162V163H181ZM250 163H249V162ZM185 162H187L188 164H186ZM222 162H224V163H229V164H223ZM237 163V164H236ZM240 163H242V164H240ZM247 163V164H246ZM248 163H249V165H248ZM259 163V164H258ZM194 166V167H196V168H192V166ZM195 164V165H196ZM212 164V165H211ZM223 164V165H222ZM233 164V166H232V168L230 167L231 165ZM239 164V165H238ZM182 165H184V166H182ZM211 165V166H210ZM230 165V166H229ZM256 165V166H255ZM264 165V164H263ZM2 166L4 167V165L2 164ZM188 166V167H187ZM191 166V167H190ZM213 166V167H212ZM224 166H226L225 168H224ZM262 168H261V167ZM0 167H1V165H0ZM2 167V168H3ZM190 167V168H189ZM202 167V166H201ZM206 167L208 168V169H206ZM215 167V168H214ZM223 167V168H222ZM231 169H230V168ZM5 168V167H4ZM222 168V169H221ZM251 168V169H250ZM260 168V169H259ZM7 166H6V168H5V172L7 173V174H9V175H11V173H12V171L11 170H9V169H7ZM171 169H173V167H171ZM176 167H175V170H178ZM193 169V170H196V172L195 171H191V170ZM198 169V170H197ZM216 169H217V171H216ZM228 169V170H227ZM230 169V170H229ZM259 169V170H258ZM149 171V172H151L152 173V175H151V177H150V175H149V172H147V171ZM178 170V171H179ZM213 170V171H212ZM218 170H219V172H218ZM222 170H223V172H222ZM141 171V172H140ZM191 171V172H190ZM214 171H215V173H216V176H218V177H216L215 176V173H214ZM146 172V173H145ZM190 172V173H189ZM202 172L204 173V174H202ZM211 172H213L214 173V175L213 174H211ZM225 172V173H224ZM148 173V174H147ZM150 173V174H151ZM187 173V174H186ZM191 173L194 175V177H193V175H191ZM147 174V175H146ZM181 174V173H180ZM186 174V175H185ZM196 174V175H195ZM200 174H202V175H200ZM211 174V175H210ZM224 174V175H223ZM143 175V176H142ZM153 175H155V176H153ZM179 175V176H178ZM204 175V176H203ZM219 175H221V176H219ZM142 176V177H141ZM147 176V177H146ZM153 176V177H152ZM184 176V177H183ZM190 176V177H189ZM199 176L200 177H202V178H199ZM223 176V177H222ZM39 177H41V176H39ZM181 177H183V179L181 178ZM210 177V178H209ZM43 177H41L40 179H42ZM179 178H181V179H179ZM187 178V179H186ZM192 180H191V179ZM198 178V179H197ZM197 179V180H196ZM200 179V180H199ZM211 181H209V180ZM262 181H260V180ZM176 180V181H175ZM216 180V181H215ZM219 180V181H218ZM115 181V182H114ZM151 181V182H150ZM173 181V182H172ZM189 181V182H188ZM198 181V182H197ZM206 181V182H205ZM208 181V182H207ZM218 181V182H217ZM140 182V183H139ZM195 184H194V183ZM220 182V183H219ZM225 182V183H224ZM261 182V183H260ZM120 183V184H119ZM143 185H142V184ZM146 183V184H145ZM174 183V184H173ZM217 183H218V185H217ZM224 183V184H223ZM260 183V184H259ZM111 184H114V185H111ZM125 186H124V185ZM151 184V185H150ZM180 184V186H178ZM203 184V185H202ZM261 184H263L262 186H259V185H261ZM116 185V186H115ZM169 185V186H168ZM193 185H195V186H193ZM203 187H202V186ZM209 185H211V186H209ZM214 185H215V188H212V187H214ZM256 185V186H255ZM124 186V187H123ZM151 186H152V188H151ZM154 186L156 187V188H154ZM183 186V187H182ZM201 186V187H200ZM210 187V189H209V187ZM259 186V187H258ZM114 187V188H113ZM176 187V188H175ZM206 187H208V188H206ZM256 187H257V189H256ZM130 188V189H129ZM148 188H151V189H148ZM192 188V189H191ZM203 188V189H202ZM243 188H245V189H247L246 191H244L245 189H243ZM249 188H251V189H249ZM146 189L149 191H151L152 189L154 190V192L152 191V193H154V194H151L150 195V197L152 198V199H154L155 198V196H156V200L154 199V201H155V204H153V205H151V208H150V204H152V203H150L151 202V198H149V199H144V195H143V191L145 190L146 191ZM170 189V190H169ZM212 189V190H211ZM264 189V188H263ZM112 190V191H111ZM187 191V192H185V191ZM199 190H201V191H199ZM203 190H204V192H203ZM242 190L244 191V192H242ZM121 191V192H120ZM127 191H128V193H127ZM144 191V193H146ZM168 191V192H167ZM175 191V192H174ZM207 191V192H206ZM209 191V192H208ZM215 191V192H214ZM253 192V193H251V192ZM157 192L159 193V194H157ZM167 192V193H166ZM197 192V193H196ZM242 192V193H241ZM247 192H249L248 193V195L251 197L252 195H254V193H255V195L256 196H253V197H256V200H254V199H252L253 197H251V199L254 201H252L251 203H250V201L249 200H247V202H245L244 200H245V196L247 195L246 193ZM108 193V194H107ZM112 193V194H111ZM132 193V194H131ZM142 194V200L144 199V201H142V200H140L141 199V197H140V195ZM188 193V194H187ZM204 193H206V194H204ZM216 193V194H215ZM121 194V195H120ZM131 194V195H130ZM182 194V195H181ZM197 194V195H196ZM211 194V195H210ZM251 194V195H250ZM112 195H114V196H112ZM119 195V196H118ZM128 195V196H127ZM157 195H158V197H157ZM166 195V196H165ZM171 195V196H170ZM173 195V196H172ZM181 195V196H180ZM257 195H259V196H257ZM117 196V197H116ZM152 196H154V198L152 197ZM189 196H190V198H189ZM196 196V197H195ZM199 196V197H198ZM204 196V197H203ZM211 196H215V197H213V198H211ZM239 196V197H238ZM241 196V197H240ZM243 196V197H242ZM121 197V198H120ZM130 199H128V198ZM138 197H139V199H138ZM186 197V198H185ZM205 197H207V198H205ZM225 200V199H227V200H223L222 198ZM237 198V201H238V204H239V207L237 206L238 204L237 203H234V202H236V201H233L232 200V198L234 199V198ZM247 197V196H246ZM259 198V200H258V198ZM263 197V198H262ZM179 198V199H178ZM181 198V199H180ZM194 198V199H193ZM210 198V199H209ZM229 198V199H228ZM235 198V199H236ZM239 198H241V199H239ZM242 198L244 199V200H242ZM126 199V200H125ZM128 199V200H127ZM176 199V200H175ZM187 201H186V200ZM201 199V200H200ZM234 199V200H235ZM241 200V201H243L242 203L239 201V200ZM113 200V201H112ZM139 200V201H138ZM146 200H148V203L147 204H145V201ZM179 200V201H178ZM182 200V201H181ZM184 200V201H183ZM189 200V201H188ZM215 200V201H214ZM101 201V202H100ZM153 201V200H152ZM154 201H153V203H154ZM209 201V202H208ZM107 204H106V203ZM143 202V203H142ZM166 202H168L167 204H166ZM215 202H218V203H215ZM220 202V203H219ZM222 202H225V203H222ZM231 204H230V203ZM99 203H101V205L99 204ZM158 203V204H157ZM161 203V204H160ZM175 203V204H174ZM178 203V204H177ZM228 203V204H227ZM234 203V204H233ZM104 204V205H103ZM121 204V205H120ZM133 204V205H132ZM148 204H149V206H148ZM157 204V206H155ZM182 204H184V205H182ZM187 204V205H186ZM192 204H193V206H192ZM203 204H205V205H203ZM223 205L222 207H221V205ZM225 204H227V206L225 205ZM236 206L235 208H234V206ZM237 204V205H236ZM243 206H242V205ZM245 204H247V205H245ZM249 204H251V205H249ZM161 205V206H160ZM176 205V206H175ZM202 205V206H201ZM211 205H212V207H211ZM215 205V207H213ZM99 206H101V208H99ZM167 208H166V207ZM174 206V207H173ZM196 208H195V207ZM199 206H201V207H199ZM207 208H206V207ZM227 208H226V207ZM233 206V207H232ZM14 207L15 208H17L18 207V205L17 204H15L14 203ZM103 207V208H102ZM155 207H156V209H155ZM186 207V208H185ZM231 207H232V209H231ZM243 207V208H242ZM246 209H245V208ZM105 208V209H104ZM152 208H153V211H152ZM181 208H183V209H185V210H181ZM200 208V209H199ZM203 210H202V209ZM213 210H211V209ZM215 208V209H214ZM221 208H226L224 211H222L221 210ZM230 209V211L231 212H233L235 209H238V208H240L241 209V211H242V209H243V211H242V213H241V211L239 212L238 210H235V211H238L239 212V214L240 215H238L236 212H233V213H231V212H229V209ZM19 208H17L16 209V211L18 210ZM96 209V210H95ZM98 209H99V211L101 212V213H99V211H98ZM100 209H102V210H100ZM115 209V210H114ZM219 209V210H218ZM228 209V210H227ZM104 210V211H103ZM117 210V211H116ZM151 210V211H150ZM158 210V211H157ZM190 210H192V211H190ZM195 210V211H194ZM201 210V211H200ZM215 210V211H214ZM218 210V211H217ZM233 210V211H232ZM102 211H103V213H102ZM182 211V212H181ZM190 211V212H189ZM211 211V212H210ZM222 211V212H221ZM17 212H19V210L17 211ZM96 212V213H95ZM108 212V213H107ZM115 212V213H114ZM187 212V213H186ZM207 212H208V214H207ZM218 214H217V213ZM20 213V212H19ZM106 213V214H105ZM191 213V214H190ZM197 213V214H196ZM231 213V214H230ZM235 213H236V215H235ZM21 214V213H20ZM110 214V215H109ZM99 215V216H98ZM217 215V216H216ZM229 215V216H228ZM238 215V216H237ZM3 216H5L4 214H3ZM20 216H24L23 214H21ZM211 216H213V217H211ZM231 216V217H230ZM197 217H198V219H197ZM203 217H205V218H203ZM211 217V218H210ZM215 217V218H214ZM225 217V218H224ZM246 217V218H245ZM25 218V217H24ZM97 218H99V219H97ZM203 218V219H202ZM212 218H214V219H212ZM230 218V219H229ZM216 219V220H215ZM242 219V220H241ZM192 220H194L193 222H192V224L190 223V221ZM31 222L33 221V222H36L35 221V219L33 220H30ZM197 221V222H196ZM219 221V222H218ZM229 221H230V224H228L229 223ZM96 222V223H95ZM196 224H195V223ZM221 222V223H220ZM226 222H227V224L229 225H227L226 224ZM241 222H242V224H241ZM99 223V224H98ZM256 223V224H255ZM96 224H98V225H96ZM188 224V225H187ZM239 224V225H238ZM148 225V226H147ZM192 225V226H191ZM228 226V227H224V226ZM194 226V227H193ZM256 226H257V230L259 231L258 233H257V231H256ZM96 227V228H95ZM147 227V229H145ZM99 230H98V229ZM150 228V229H149ZM228 228V229H227ZM234 227L232 228V230L233 229H235ZM147 231V233H149L150 232V234L152 235V233H153V235H152V237H150L149 235H147V233H144L145 232V230ZM184 229V230H183ZM205 230V231H202V230ZM96 230H98V231H96ZM201 230V231H200ZM215 230H216V232H215ZM223 230H225V231H223ZM226 230H228V231H226ZM236 230V229H235ZM152 231V232H151ZM180 231H182V232H180ZM103 232V233H102ZM204 232H208V233H204ZM220 232V233H219ZM254 232V233H255ZM97 233V234H96ZM142 233H144L145 235H143ZM195 233H197V234H195ZM96 234V235H95ZM142 234V236H140ZM198 234H199V236H198ZM217 234V235H216ZM241 234V233H240ZM259 234V235H258ZM106 235V236H105ZM196 237H201L200 239H199V241L201 240V239H203V241L204 242H202L200 245H198L197 243L199 242H197V241H195L196 239H198V238H196L195 239V236ZM200 235H202V236H200ZM211 235V236H210ZM239 235V234H238ZM237 235V236H238ZM98 236V237H97ZM147 236H149L148 237V239L146 238ZM204 236H205V238H204ZM207 236V237H206ZM144 239H143V238ZM234 237H236V236H234ZM95 238V239H94ZM98 238V239H97ZM145 238L147 239V240H145ZM149 238L151 239V240H149ZM95 240V241H94ZM98 240H99V242H98ZM149 240V241H148ZM177 240V241H176ZM104 243H103V242ZM148 241V242H147ZM197 242L196 244L194 243L193 244V242ZM202 241V240H201ZM93 242V243H92ZM262 242V243H261ZM99 245H98V244ZM200 243V242H199ZM97 244V245H96ZM185 245V246H184ZM193 245H194V247H195V245H198L199 247H197L196 246V249L193 247ZM263 247H262V246ZM99 248H97V247ZM193 247V249L194 250H196V252L193 250H189V249H191L190 247ZM225 246V245H224ZM261 246V247H260ZM188 247H189V249H188ZM93 248V249H92ZM95 248V249H94ZM131 248H133L134 250H136L137 251V253H139L138 255H142V256H138L137 254H136V251L134 252V250H133V252H134V255L136 254L137 256H134L133 257V255H131V254H133V252L131 251L132 249ZM185 249V251H184V249ZM262 248V249H261ZM96 249H98V250H96ZM101 249H103V250H101ZM187 249H188V251H190V252H188L187 251ZM254 249V250H255ZM173 250V251H172ZM222 250H223V248H222ZM262 250H263V252H262ZM99 252V253H98ZM181 252V253H180ZM194 252V253H196L197 255H194V253L192 254V253ZM198 252V253H197ZM141 253V254H140ZM184 253V254H183ZM186 253V254H185ZM183 254V255H182ZM221 254H223V253H221ZM184 255H185V257H184ZM187 255V256H186ZM145 256H147V257H145ZM148 256H150V258H152V260L151 259H148ZM179 256V257H178ZM147 258L146 260H145V258ZM182 259H181V258ZM195 257V258H194ZM253 258V259H252ZM256 258V256H254V255H251V260H254ZM96 259V258H95ZM180 259V260H179ZM180 262H179V261ZM91 261V262H92ZM73 262L75 263V264H82L83 262H82V258H79V257H77V258H75L74 260H73ZM182 262V263H181ZM91 264H93V262L91 263Z\"/></svg>", "mask_w": 264, "mask_h": 264}, {"label": "built area", "instance_id": "built-area-1", "mask_svg": "<svg viewBox=\"0 0 264 264\" xmlns=\"http://www.w3.org/2000/svg\"><path fill=\"white\" fill-rule=\"evenodd\" d=\"M251 231V225H244V232L226 244L223 254L212 255L207 251H200L197 260L201 264H264L262 254L254 250L250 242ZM251 255L256 258L251 260Z\"/></svg>", "mask_w": 264, "mask_h": 264}]
</instances>
